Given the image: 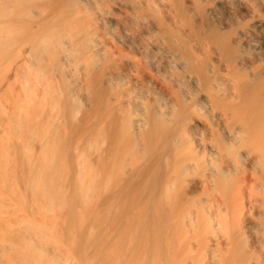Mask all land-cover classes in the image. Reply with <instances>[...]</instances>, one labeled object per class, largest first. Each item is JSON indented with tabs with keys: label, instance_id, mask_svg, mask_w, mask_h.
<instances>
[{
	"label": "bare ground",
	"instance_id": "6f19581e",
	"mask_svg": "<svg viewBox=\"0 0 264 264\" xmlns=\"http://www.w3.org/2000/svg\"><path fill=\"white\" fill-rule=\"evenodd\" d=\"M0 17L95 97L106 176L119 195L141 181L133 206L152 213V264H264V0H0ZM30 248L0 260L93 264L73 243Z\"/></svg>",
	"mask_w": 264,
	"mask_h": 264
},
{
	"label": "rangeland",
	"instance_id": "374dc122",
	"mask_svg": "<svg viewBox=\"0 0 264 264\" xmlns=\"http://www.w3.org/2000/svg\"><path fill=\"white\" fill-rule=\"evenodd\" d=\"M0 21V245L46 255L73 243L93 264H152V213L133 206L141 181L128 178L119 195L106 176L95 97H75L67 71L47 62L50 47L22 53L26 36ZM53 68L62 76L59 97L45 88Z\"/></svg>",
	"mask_w": 264,
	"mask_h": 264
}]
</instances>
